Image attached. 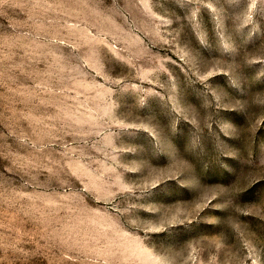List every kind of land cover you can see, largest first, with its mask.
<instances>
[{
    "label": "rangeland",
    "instance_id": "374dc122",
    "mask_svg": "<svg viewBox=\"0 0 264 264\" xmlns=\"http://www.w3.org/2000/svg\"><path fill=\"white\" fill-rule=\"evenodd\" d=\"M0 264H264V0H0Z\"/></svg>",
    "mask_w": 264,
    "mask_h": 264
}]
</instances>
